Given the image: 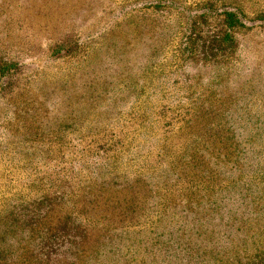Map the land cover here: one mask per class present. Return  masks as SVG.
Instances as JSON below:
<instances>
[{
	"label": "trees",
	"instance_id": "trees-1",
	"mask_svg": "<svg viewBox=\"0 0 264 264\" xmlns=\"http://www.w3.org/2000/svg\"><path fill=\"white\" fill-rule=\"evenodd\" d=\"M112 1L121 21L109 37L56 40L43 66L25 70L0 45V142L20 163L0 178V264H238L172 232H214V216L232 227L218 202L244 198L246 177H259L246 153L264 150L261 62L230 89L225 77L241 64L238 35L264 33V0H197L170 62L163 20L179 0ZM62 57L66 68L46 66ZM183 64L211 68L208 82L178 73ZM180 77L191 83L176 87ZM85 121L96 132L70 134Z\"/></svg>",
	"mask_w": 264,
	"mask_h": 264
},
{
	"label": "rangeland",
	"instance_id": "rangeland-1",
	"mask_svg": "<svg viewBox=\"0 0 264 264\" xmlns=\"http://www.w3.org/2000/svg\"><path fill=\"white\" fill-rule=\"evenodd\" d=\"M1 2L0 0V4ZM197 2V0H179L177 4L179 10H170L165 14V19L161 18L164 19L165 23H168L170 32L168 48L172 57L168 52L165 58L168 62L172 61L174 57L171 49L181 43L184 38L187 16L196 12ZM2 4L4 5L3 9H0V45L2 47H9V50L15 53L14 55L10 54L11 58L14 59L15 56L19 58L23 57V61L26 64L25 70L34 69L35 65H32V63H35L37 66L45 65L46 59L53 48V43L56 40L72 39L73 43H75L76 38L78 42H82L84 39L88 41L91 38L93 39L91 42L95 44L98 41L96 37L99 34L102 33V35H108L109 37L111 35L109 34L111 33L109 29L111 31L114 23L121 21V17L116 18V12L107 14L109 10L107 6H113L112 0H6V3L2 2ZM154 16L160 19L158 13H154ZM115 19L118 20L114 21ZM119 27L121 26L119 25ZM119 27L116 25L114 31H117ZM115 36L117 37V35ZM238 37L240 40L238 54L241 64L233 68L228 77H225L229 89L232 86H236L238 81H242V77L248 76L249 66L247 67V65L261 62L259 67L263 68L262 74L264 75V61L262 58H257L256 56L259 51L264 53V33L259 28H255L249 33L239 34ZM249 45L253 46V52H249ZM255 49L259 51L255 53ZM262 56L264 54L260 55V57ZM79 59V57L72 58V60ZM112 61L117 62L114 65V68H117L119 65L117 58ZM69 64L68 58L62 57L58 60L49 61L46 66L51 67L54 65L52 68L55 70V66L66 68ZM98 67L100 68V65ZM182 70H184V76L190 78L192 82L194 80L200 82L198 76H201L203 84L208 82V78L212 74L211 68L201 65L183 64L181 68L178 67L177 72L181 73ZM175 77L176 75L172 74L171 80ZM182 77L179 78V84H176V87L179 85L184 86L188 82L191 83L189 79H181ZM261 93L262 96L260 97L264 100V90ZM102 118L104 117L102 116ZM92 121L94 122L95 120L92 119ZM75 128L70 134L96 132V130H92L91 126H88L87 121L81 127ZM89 128H91V131H88ZM4 133L5 131L0 126V139ZM4 145V143L0 142V169H2L0 171V178L5 179L11 175L12 170L17 169V165H20V163L9 162L10 160L5 153ZM104 158L106 159L107 155ZM61 159L54 162V164L60 162ZM123 160L126 163L127 159L125 157ZM246 160L249 172L251 173L253 170H256L259 177L255 181H253L254 178L246 177L248 184L245 186L247 194L244 198L236 196L218 202V205L220 204L223 210L226 211L228 208L230 214L232 212L230 218L231 222H233L232 227L223 226L222 217L214 216L212 221L217 225L214 232L211 231L210 227H204L199 230L174 228L172 233L182 238L179 244L187 242V245L196 246L200 250L214 248L221 253L224 251L233 257L236 254L239 256L238 264H254V262L258 264L264 262V150L258 153L257 149L253 148V146L249 147L246 153ZM27 174L24 173L23 178ZM31 176H35V174L31 173ZM23 183L16 182L15 190L19 189ZM0 188H3V186ZM174 217V220L178 218V216ZM178 219L183 220L184 218L180 217ZM241 225L242 228L238 229ZM160 231H156L150 236V241L152 240L151 242L155 246H158V244L161 246L162 240L167 238L160 235L161 237L158 239ZM221 244H224L225 247ZM244 253L249 256L254 255V260L248 261L242 259L241 256ZM219 255L221 256L222 254ZM205 256L212 255L206 254ZM156 261L154 264H165L161 262L158 256L156 257ZM222 262L221 260L220 263ZM228 263L231 264V259H228ZM234 263L237 264V262ZM212 264L217 263L212 261Z\"/></svg>",
	"mask_w": 264,
	"mask_h": 264
}]
</instances>
